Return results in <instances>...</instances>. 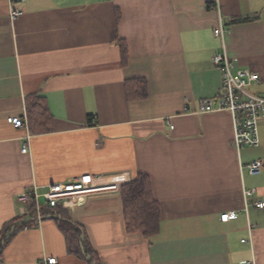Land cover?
Returning <instances> with one entry per match:
<instances>
[{"label": "crops", "instance_id": "crops-1", "mask_svg": "<svg viewBox=\"0 0 264 264\" xmlns=\"http://www.w3.org/2000/svg\"><path fill=\"white\" fill-rule=\"evenodd\" d=\"M215 2L0 0V231L33 187L85 174L119 186L55 207L40 199V216L17 229L0 264H92L68 251L61 220L80 228L102 264H264V208L252 204L264 201V166L257 175L246 168L264 164V118L259 146L238 152L229 111H196L221 93L212 62L222 51L219 15L227 55L259 75L250 88L264 95V0H218L220 12ZM35 93L51 114L46 132L28 127L25 98ZM139 173L159 210L150 237L126 224L121 188ZM229 211L236 216L221 221Z\"/></svg>", "mask_w": 264, "mask_h": 264}, {"label": "built area", "instance_id": "built-area-1", "mask_svg": "<svg viewBox=\"0 0 264 264\" xmlns=\"http://www.w3.org/2000/svg\"><path fill=\"white\" fill-rule=\"evenodd\" d=\"M24 1V0H12ZM218 12L219 2L216 0L212 4ZM19 14L18 10H10V17L15 18ZM228 28L224 26L219 15L218 27L214 29V35L218 37L222 44V51L212 57V62L220 70L222 78V88L217 99L202 100L197 110L198 112H213L227 110L231 114L233 136L232 146L239 152L242 148H254L259 146L258 124L264 118V95L257 94L251 90V86L258 82L259 75L247 68L237 67L227 55L225 49V37ZM7 121L14 127H24L25 123L20 116H10ZM170 127H172L170 125ZM27 144H23L21 151L26 153ZM264 164L260 159H254L246 164L249 174L257 175L261 172ZM119 190L117 184L97 185L95 179L90 174L77 177L70 183H51L44 186L42 192L38 187H33L21 192L16 197L19 216H27L29 209L33 206L40 216V199H43L48 207H55L62 200H73L85 195L103 192H116ZM243 195L249 198L254 195V189H244ZM258 208H264V201L255 200L252 203ZM236 216V211H229L220 215V220L225 222ZM241 241H244L242 239ZM38 264H58L55 257L40 260ZM246 264H256L254 259Z\"/></svg>", "mask_w": 264, "mask_h": 264}, {"label": "trees", "instance_id": "trees-1", "mask_svg": "<svg viewBox=\"0 0 264 264\" xmlns=\"http://www.w3.org/2000/svg\"><path fill=\"white\" fill-rule=\"evenodd\" d=\"M122 62H126V46L119 43ZM140 89L139 98L147 94L146 82L137 80ZM25 107L28 116V127L32 133H41L50 130L49 120L51 114L48 112L44 97L39 94H30L25 98ZM122 199L124 211L129 230H138L145 236L154 235L159 226V210L156 201L150 194V182L146 174L139 173L137 177L122 186ZM41 211V209H40ZM35 207H31L27 216H18L6 224L0 231V261L3 250L17 229L28 227L36 219ZM59 227L65 235L67 249L69 252L84 256L92 264H102L97 253L92 249L85 236H81L80 228L72 221L61 220Z\"/></svg>", "mask_w": 264, "mask_h": 264}]
</instances>
